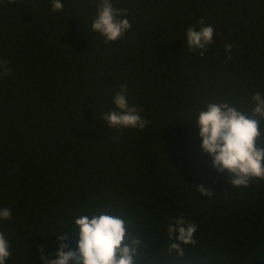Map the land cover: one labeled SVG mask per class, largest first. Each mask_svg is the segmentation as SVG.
<instances>
[{
	"label": "trees",
	"instance_id": "obj_1",
	"mask_svg": "<svg viewBox=\"0 0 264 264\" xmlns=\"http://www.w3.org/2000/svg\"><path fill=\"white\" fill-rule=\"evenodd\" d=\"M62 3L0 0V60L11 69L0 77L6 264L56 259L64 233L75 251L74 220L101 213L125 221L136 264H264V179L233 185L195 123L209 103L251 115V96L264 95V0H112L132 27L107 43L91 31L99 0ZM202 18L214 28L204 57L186 44ZM122 85L143 130L102 120ZM178 218L196 226L194 243L169 238Z\"/></svg>",
	"mask_w": 264,
	"mask_h": 264
},
{
	"label": "clouds",
	"instance_id": "obj_2",
	"mask_svg": "<svg viewBox=\"0 0 264 264\" xmlns=\"http://www.w3.org/2000/svg\"><path fill=\"white\" fill-rule=\"evenodd\" d=\"M9 4L15 0H7ZM52 10H63L62 0H52ZM127 10H118L113 7L112 0H99L96 18L91 24L92 33L99 34L105 42H116L127 33L132 25L127 18ZM200 27H189L186 31V44L189 51L204 57L208 48L213 43L214 28L205 25L202 18ZM232 45L225 47V52L230 59ZM11 75L7 60H0V77ZM112 103L115 110L106 113L102 120L108 128L143 130L147 121L142 118L137 106H129L127 100V86L122 85ZM254 105L251 115L238 111L227 103H209L205 110L198 113L196 125L199 128L200 147L212 160V166L219 173L226 172L232 176L231 183L236 186H244L250 178L264 179V148L257 147V140L261 136L257 117L264 120V95L259 92L251 96ZM201 192L211 195L203 187ZM11 209H0V220H8L11 217ZM78 243L76 250H67L64 243L71 235L64 233L59 235V249L55 253L56 259L47 260L41 255L44 264H136V247L138 241L132 245L125 243V221L118 216L101 213L98 215H81L74 220ZM196 226L178 218L175 224H170L169 238L173 237L183 244L194 243L192 237L196 232ZM178 255H182L179 243H173ZM42 251V250H41ZM10 244L5 235L0 232V264H6L9 259Z\"/></svg>",
	"mask_w": 264,
	"mask_h": 264
}]
</instances>
